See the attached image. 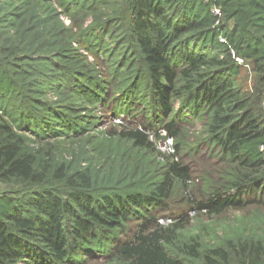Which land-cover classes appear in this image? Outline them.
Returning <instances> with one entry per match:
<instances>
[{
  "label": "trees",
  "instance_id": "obj_1",
  "mask_svg": "<svg viewBox=\"0 0 264 264\" xmlns=\"http://www.w3.org/2000/svg\"><path fill=\"white\" fill-rule=\"evenodd\" d=\"M245 263L264 0H0V264Z\"/></svg>",
  "mask_w": 264,
  "mask_h": 264
},
{
  "label": "built area",
  "instance_id": "obj_2",
  "mask_svg": "<svg viewBox=\"0 0 264 264\" xmlns=\"http://www.w3.org/2000/svg\"><path fill=\"white\" fill-rule=\"evenodd\" d=\"M212 11L216 14H219V11L216 7H212ZM62 20L64 21V23L68 24L69 23V20L65 17L62 16ZM219 40L220 41H224V37H219ZM91 58V57H90ZM238 62H241L242 59L235 56L234 57ZM114 118V123H120L121 122V118L120 117H113ZM161 135H164V138H160V139H157L155 140V145L156 147L162 151V152H167V153H171L174 151V147H173V143H172V138L171 136H168L165 132V130H161L160 131ZM150 139L151 140H154V137L152 134L149 135ZM245 264H248V263H245Z\"/></svg>",
  "mask_w": 264,
  "mask_h": 264
},
{
  "label": "rangeland",
  "instance_id": "obj_3",
  "mask_svg": "<svg viewBox=\"0 0 264 264\" xmlns=\"http://www.w3.org/2000/svg\"><path fill=\"white\" fill-rule=\"evenodd\" d=\"M63 17H64V16H63ZM61 18H62V17H61ZM62 19H63V18H62ZM108 115H109V114H108ZM109 118H112V121L114 120L113 116H109V117H106L105 115L103 116V118L101 119V121L104 122L105 124H104V126H103L102 128L106 127V126L108 125V123L113 124L111 120L109 121ZM114 121H115V120H114ZM114 124H116V123H114ZM192 213H193V212H191V213H189V214L191 215ZM235 213H239V211H237V212H235ZM194 214H195V213H194ZM194 214H192L191 216H193Z\"/></svg>",
  "mask_w": 264,
  "mask_h": 264
}]
</instances>
